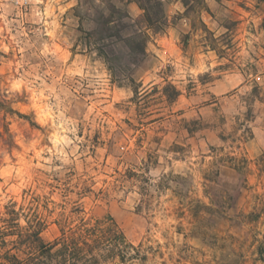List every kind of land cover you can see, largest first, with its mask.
Returning <instances> with one entry per match:
<instances>
[{"label": "rangeland", "instance_id": "obj_1", "mask_svg": "<svg viewBox=\"0 0 264 264\" xmlns=\"http://www.w3.org/2000/svg\"><path fill=\"white\" fill-rule=\"evenodd\" d=\"M113 5L132 26L99 33L133 81L86 36ZM162 10L154 32L134 1L0 0V212L37 213L46 242L111 216L146 255L125 264H264V0Z\"/></svg>", "mask_w": 264, "mask_h": 264}, {"label": "trees", "instance_id": "obj_2", "mask_svg": "<svg viewBox=\"0 0 264 264\" xmlns=\"http://www.w3.org/2000/svg\"><path fill=\"white\" fill-rule=\"evenodd\" d=\"M128 1H134L143 10L139 21L146 29L162 32L167 26L168 20L162 10V0ZM111 9L108 15L101 16V21L96 27L86 32V36L93 40L94 48L105 60L113 80L126 78L133 81L132 77L128 76L132 67L121 64L116 54L117 42L108 38L113 35L105 36L99 33V30L108 32L115 30L117 37L121 38L120 33L132 26L126 21L130 19L126 10L116 8L114 5ZM116 13L118 18L115 17ZM125 42L129 55L133 57L130 63L135 66L139 63L140 57L146 55L147 34L139 31L136 36H126ZM173 91V95L166 93L168 99L178 94L174 87ZM223 160L244 174L246 168L244 158L226 156L220 157L218 162ZM217 172L218 170H215L211 174ZM23 215L25 225L20 222ZM257 216L258 214L254 212L248 214L249 219H256ZM44 225V221L37 213L22 214L20 210H16L15 204L7 205L5 210L0 212V264H125L133 260L146 259V255L127 239L111 216L96 219L93 223L82 221L68 233L63 232L50 242H46L41 235ZM259 255L264 261V248H259Z\"/></svg>", "mask_w": 264, "mask_h": 264}]
</instances>
